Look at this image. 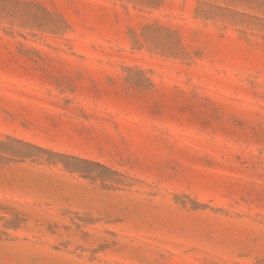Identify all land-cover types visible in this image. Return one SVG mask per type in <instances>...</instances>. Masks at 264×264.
<instances>
[{"label":"rangeland","instance_id":"374dc122","mask_svg":"<svg viewBox=\"0 0 264 264\" xmlns=\"http://www.w3.org/2000/svg\"><path fill=\"white\" fill-rule=\"evenodd\" d=\"M0 264H264V0H0Z\"/></svg>","mask_w":264,"mask_h":264}]
</instances>
